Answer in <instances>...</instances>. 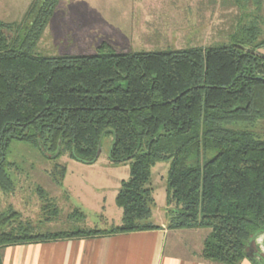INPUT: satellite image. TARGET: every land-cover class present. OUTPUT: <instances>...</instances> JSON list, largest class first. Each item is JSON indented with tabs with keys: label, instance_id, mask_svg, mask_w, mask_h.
Instances as JSON below:
<instances>
[{
	"label": "trees",
	"instance_id": "16d2710c",
	"mask_svg": "<svg viewBox=\"0 0 264 264\" xmlns=\"http://www.w3.org/2000/svg\"><path fill=\"white\" fill-rule=\"evenodd\" d=\"M61 1L32 0L21 21L0 20V188L14 189L7 154L14 140L92 164L113 135L110 161L130 167L115 197L123 223L37 232L9 206L0 213V264L10 245L157 228L148 222L155 206L148 183L159 161L170 162V227L210 228L202 257L239 264L264 231V127L238 126L264 120V38L256 19L243 23L250 0H236L241 14L227 42L149 51L103 42L88 54H35ZM254 4L260 9L262 1ZM66 168L57 163L52 171L58 185ZM39 193L44 211L58 214ZM258 254L250 258L264 264Z\"/></svg>",
	"mask_w": 264,
	"mask_h": 264
},
{
	"label": "rangeland",
	"instance_id": "374dc122",
	"mask_svg": "<svg viewBox=\"0 0 264 264\" xmlns=\"http://www.w3.org/2000/svg\"><path fill=\"white\" fill-rule=\"evenodd\" d=\"M138 3L139 0H62L33 52L44 56L88 54L103 42L119 51L164 50L197 45L198 42L190 40L189 34L184 41H171L162 39L170 35L137 31L139 27L136 24L142 17V6ZM226 4L227 10L220 8L217 11L218 18H223L215 19L208 32L200 34L203 43L227 42L229 34L235 30L241 11L234 0ZM28 5L27 1H1L0 20L6 23L21 21ZM247 13L251 16H246L243 23L249 24L256 19L262 32L259 39L264 38V0L260 9L254 0H250ZM238 126L259 131L264 127V120L249 126ZM113 140V135L105 136L98 159L92 164L77 161L68 153L59 158L52 154L45 156L30 144L12 141L7 154L8 160L14 163L10 170L14 189L5 191L0 188V213L12 206L21 213L22 219H28L38 226L37 232L110 229L121 225L123 211L116 204L115 194L121 180L129 178L130 167L128 162L115 164L110 161ZM57 163L67 167L61 185L57 184L52 174ZM169 167V161H159L151 169L148 186L152 188L155 206L148 222H155L167 214L166 180ZM39 188L53 199L59 208L58 214H53L52 210L44 211L43 206L47 202L40 195ZM174 205L172 203L171 207ZM76 209L83 211L85 216L82 218L80 215V219L77 214L74 216ZM102 217L108 218L106 223Z\"/></svg>",
	"mask_w": 264,
	"mask_h": 264
},
{
	"label": "crops",
	"instance_id": "0c3cea01",
	"mask_svg": "<svg viewBox=\"0 0 264 264\" xmlns=\"http://www.w3.org/2000/svg\"><path fill=\"white\" fill-rule=\"evenodd\" d=\"M19 1L30 4L32 0ZM228 1L139 0L142 17L136 24L139 27L137 31L170 35L162 39L171 41H184L189 34L190 40L198 42L193 47L210 46L213 44L203 43L200 34H205L213 26V21L218 18V9H228ZM222 18L219 16L218 19ZM102 219L104 223L108 220L107 217ZM153 223L158 227L10 245L2 249L3 264H224L202 257L210 228H172L168 214ZM247 250L250 255L259 252L264 258V231L252 238ZM239 264L254 262L247 256Z\"/></svg>",
	"mask_w": 264,
	"mask_h": 264
},
{
	"label": "water",
	"instance_id": "95a60500",
	"mask_svg": "<svg viewBox=\"0 0 264 264\" xmlns=\"http://www.w3.org/2000/svg\"><path fill=\"white\" fill-rule=\"evenodd\" d=\"M101 148H102V146H101ZM101 148H100L99 151H98V155H99V152H100ZM247 255H248L249 257L254 256V255H250V253H247ZM258 255L261 257V254H260V253H259ZM263 259H264V258H263Z\"/></svg>",
	"mask_w": 264,
	"mask_h": 264
}]
</instances>
